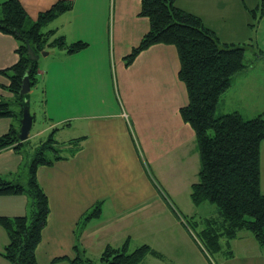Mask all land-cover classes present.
<instances>
[{
  "label": "crops",
  "instance_id": "crops-1",
  "mask_svg": "<svg viewBox=\"0 0 264 264\" xmlns=\"http://www.w3.org/2000/svg\"><path fill=\"white\" fill-rule=\"evenodd\" d=\"M4 1L1 0L0 5ZM18 1L27 16L35 21L40 13L62 0ZM63 1L72 2V9L52 21L56 28L49 29L50 22L43 30L54 29L71 43L83 41L88 45L73 54L56 48L54 56H58V60L51 61L49 69L43 66L37 69V82L31 89L38 85L39 79L45 81L42 105L48 106L44 109V118L49 123L42 129L34 128L36 114L29 109L33 116L29 139L20 142V151L13 146L0 149V176L12 180L21 171L25 149L30 153L38 145L26 147L31 144V138L57 129L53 134L74 130L76 138L70 141L79 140V149L73 156L52 166L37 168L36 179L49 207L47 224L35 251L37 264L67 262L53 260H71L77 256V250H84L90 259L99 258L105 246H116L112 238L117 233L121 239H132L130 233L119 232L133 225L127 221L137 220L139 230L146 228L154 233L160 222L150 219L160 217V199L165 201L163 204L169 211H175L165 193L172 188L170 181L174 175L185 181L188 180L183 174L185 171L193 175H198L199 171L194 133L179 115V109L187 104V93L177 77L179 60L175 47L155 45L141 52L129 66L124 64L123 58L149 29L148 19L139 15L141 1ZM250 2L256 7L254 0H175V5L199 17L205 27L220 37L215 23L214 27L210 23L232 22L234 19L227 16L240 14V11L256 18L259 6L253 8ZM17 46L12 37L0 34V70L17 62ZM45 51L47 54L39 53V57L53 56V48ZM7 83L8 79L0 75V84ZM0 96L11 97L2 89ZM18 109L15 107L14 111ZM12 125L13 118H0V136ZM16 126L18 131L19 125ZM260 148L262 158L264 145ZM24 171L23 181L26 179ZM190 178L189 188L197 182L192 180L194 177ZM186 185L184 182L181 190L175 188L169 193L172 197L179 196L180 203L187 206L185 197L182 198ZM97 204L101 212L94 219L100 221L104 217L109 221L105 233L101 234H96L103 232L101 227L91 230L93 227L87 225L88 222L79 225ZM183 209L192 211L188 207ZM26 211V197L0 196V216H19ZM181 223H173L176 237L177 233L184 237L183 231L187 232ZM6 244V233L0 227V264H9L1 257ZM228 245L231 256L222 254L219 263L214 264H264V248L257 245L249 232H239Z\"/></svg>",
  "mask_w": 264,
  "mask_h": 264
},
{
  "label": "trees",
  "instance_id": "trees-1",
  "mask_svg": "<svg viewBox=\"0 0 264 264\" xmlns=\"http://www.w3.org/2000/svg\"><path fill=\"white\" fill-rule=\"evenodd\" d=\"M139 15L149 21V29L136 47L124 58L125 66L133 63L143 51L155 45H172L179 60L178 79L185 87L187 104L179 109L182 121L192 129L199 156L197 182L190 187V199L194 205L214 204L220 221L203 220L198 231L201 247L209 256L218 254L230 257L228 242L241 231L249 232L258 246L264 248V195L260 192V145L264 140V116L257 115L244 120L240 113L215 115L221 95L231 86L233 75L247 68L244 49L234 44L221 43L213 31L204 26L194 14L181 10L175 0H140ZM72 9V2L58 1L47 11L31 20L18 0H6L0 5V34L12 37L18 46L17 62L0 75L8 79L0 89L11 95L0 96V118H15L18 111L11 106L25 104L28 95H20V84L27 73L30 86L36 82L37 62L27 54L29 45L36 54L46 48L65 50L67 54L82 51L87 43L76 41L67 44L63 35L55 37V30L44 31V27L61 14ZM257 56H264L258 50ZM53 129L48 139L32 149V156L25 154L20 172L7 180L0 176V196H24L27 211L19 216H0V227L5 231L7 244L1 257L9 264H37L35 251L41 241V232L47 224L49 207L47 197L36 179L41 166H52L54 162L67 159L79 149V140L68 142L70 154L63 155L53 145ZM17 129L10 126L0 136V149L13 146L20 151ZM63 145L60 146V148ZM25 169V171H24ZM23 171L25 181L21 180ZM97 204L84 217L85 221L99 216ZM191 221V223L189 222ZM185 221L188 230L197 228V221ZM223 241L227 242L223 245ZM76 248V247H75ZM129 239L121 247L105 246L98 261L77 250L69 264H140L147 255L161 258L150 246L142 245L132 252ZM162 259V258H161Z\"/></svg>",
  "mask_w": 264,
  "mask_h": 264
},
{
  "label": "rangeland",
  "instance_id": "rangeland-1",
  "mask_svg": "<svg viewBox=\"0 0 264 264\" xmlns=\"http://www.w3.org/2000/svg\"><path fill=\"white\" fill-rule=\"evenodd\" d=\"M263 2L264 0H254V3H256V7L259 6L256 10V18H254L251 13L245 14L244 12L240 11V14L237 12L227 16V18L234 19L232 20V22H222L218 20L210 23L212 27H214L215 23V26L219 29V34L221 36L218 38L221 43H232L244 49V59L245 63L247 64V68L243 70V72L241 71L233 75L231 86L219 98L215 110L216 116L225 115L232 112L240 113L244 120L252 119L259 114L264 116V56L256 55V52L258 50H264V17L261 19V17L264 15ZM249 6H253V8H256L255 4H252L251 2L249 3ZM228 22L231 23L229 24ZM55 25V22H52L49 25V29H52L51 27L56 28ZM57 36L59 35L55 30V37H52L51 39L56 38ZM66 41L67 44L71 43L69 40ZM54 51H56V48H53V56H50L49 58L46 57L45 59H43L39 57V59L37 60L38 69L42 68V66L46 69H49L50 62L52 61L55 63L56 60H58V56H54L56 53ZM45 53L47 54V51H45ZM44 85L45 81H41L39 79L38 85L31 89V92L28 93L29 109L33 114H36L35 121L33 123V127L36 129H42L44 128V126L47 127L49 123V121L44 118V109L47 110L48 106H46L45 104L42 105L44 101V94H42L41 92L44 89ZM15 107V105L11 106V109L14 110ZM14 126L16 127L15 122ZM50 134L51 132L49 130L40 137L31 138V144L28 143L25 146L31 148L32 145H40L48 139V136ZM53 138L59 143L58 145L54 144L53 146L58 150H61V154L69 156L71 151L70 148L73 145L68 147V142L71 139L76 138V132H74V130L59 131L58 133L53 134ZM61 145H63V147L60 148ZM263 145L264 142L261 143L260 147H263ZM25 150V154L29 153V149ZM27 155L32 156V153L30 152ZM260 160V192L261 190L264 192V151L262 154V158L260 153ZM183 174L186 175V178L188 176V180H180L174 175L173 181H170L172 188L165 192L168 204L171 205L175 211H169L166 208V205L163 204L165 203V201L160 199V217L150 219L153 221L155 220V222H160L159 228H154V233L148 232L146 228H142L139 230L136 227L137 220L127 221L129 223H132L133 225L126 226V229L122 228L119 231H122V233L128 232L131 235L132 239L129 241L128 252H132L142 245H148L152 249H156L157 251L162 253L160 254L156 251V253L159 254L162 259L147 255L140 264H214L215 261L219 263L220 254L216 256H209L201 247L197 234L200 227L205 224L203 220L209 219L216 220L217 222L220 221V216L217 215V208L214 204L207 202L200 204L199 206L194 205L191 202L188 194V191L190 192V188L188 186L191 180L190 177H194V179L192 180L197 181V175L189 174V171H185ZM184 182L187 184V190L184 195L182 194V198L184 199L185 197L187 206L183 203H180L181 199L179 198V196L177 198L172 197L169 193L175 188L181 190L180 186H183ZM165 186L167 185L165 184ZM162 188L163 190H166L163 185ZM186 207L190 208L192 211L188 212L187 209H183ZM163 212H166V215ZM83 218L81 219L79 225H85L88 222L87 225H91L93 227L91 228V230H96L98 227L103 228V232L100 231L96 234L105 233L104 228L109 225V221L104 217H102L100 221L95 220L94 218L96 217H93L87 221H85ZM190 219H194V221H197L198 227L195 228V230H188V227L184 223V220L189 221ZM176 221L182 222L181 224L187 230V232L183 231L184 237H186L185 239H183V241L178 240L179 238H184L180 233H177V237L175 236L176 226L173 223H175ZM189 222L191 223V221ZM82 227L83 225H81V228ZM137 229L139 230V232H137ZM170 230L171 233H169ZM112 240V244H116L114 248L121 247L125 241V239H121L119 237L118 233L117 236L115 235V237L112 238ZM98 259V257H95L92 260L97 262ZM57 264L69 263L60 262Z\"/></svg>",
  "mask_w": 264,
  "mask_h": 264
},
{
  "label": "water",
  "instance_id": "water-1",
  "mask_svg": "<svg viewBox=\"0 0 264 264\" xmlns=\"http://www.w3.org/2000/svg\"><path fill=\"white\" fill-rule=\"evenodd\" d=\"M27 54L30 60L36 61L39 57V54H36L34 50L27 45ZM41 55H46L45 51L40 53ZM30 91V80L28 78L27 73L23 76L21 84H20V95H26ZM19 115L14 118L15 124L19 125L17 139L19 142H23L29 138L33 116L29 110V101L25 100L24 105L19 106Z\"/></svg>",
  "mask_w": 264,
  "mask_h": 264
}]
</instances>
